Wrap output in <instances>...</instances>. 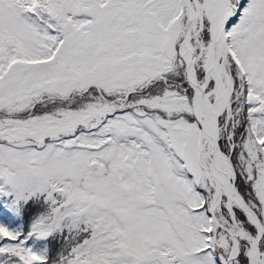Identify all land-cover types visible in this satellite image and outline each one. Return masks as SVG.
Segmentation results:
<instances>
[{"label":"snow or ice","instance_id":"obj_1","mask_svg":"<svg viewBox=\"0 0 264 264\" xmlns=\"http://www.w3.org/2000/svg\"><path fill=\"white\" fill-rule=\"evenodd\" d=\"M0 264H264V0H0Z\"/></svg>","mask_w":264,"mask_h":264}]
</instances>
